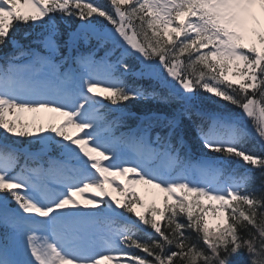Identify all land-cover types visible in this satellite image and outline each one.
Returning a JSON list of instances; mask_svg holds the SVG:
<instances>
[{
    "label": "snow or ice",
    "instance_id": "6c2138e0",
    "mask_svg": "<svg viewBox=\"0 0 264 264\" xmlns=\"http://www.w3.org/2000/svg\"><path fill=\"white\" fill-rule=\"evenodd\" d=\"M107 4L0 0V264H264V0Z\"/></svg>",
    "mask_w": 264,
    "mask_h": 264
},
{
    "label": "trees",
    "instance_id": "16d2710c",
    "mask_svg": "<svg viewBox=\"0 0 264 264\" xmlns=\"http://www.w3.org/2000/svg\"><path fill=\"white\" fill-rule=\"evenodd\" d=\"M94 19H96V18H94ZM72 20H73V22H75V23L78 22L77 20H74V19H72ZM16 38H17V39H20V34H17V35H16ZM21 43H23L24 45H29V41H26V40H21ZM7 50H9V49H6L5 51H7ZM133 103H135V102H133ZM221 104H224V102H221ZM225 104H226V102H225ZM227 110L230 111V112H232V113H236V114H238L239 111H240L238 108H236L235 106H233V105H231V104H227ZM249 131H251V129H249ZM253 135H254V133H253ZM187 140H188V143H192V141H190L189 138H187ZM254 144H255V142L253 141V142H251V143L245 145V147H246L248 150H250V151L256 152L257 154L264 155V153L260 152V150L258 149V147H254ZM232 158H234V157H232ZM235 159H237V158H235ZM241 162H242V161H241ZM248 167H249L248 165H244V167H241V169L244 170L245 168H248ZM255 175L257 176V179H256L255 183H256L257 186H259V179H258V175H259V174L256 173ZM180 219H181V221H183V220H184V217L181 216ZM188 235H190V236L192 237L193 242H197V239H196V236H195L194 233L189 232ZM141 239H147V237L144 236L143 234H141ZM201 246H202V245H201ZM137 252H138L139 255H144V253L139 252V250H137ZM149 259H151V258H149Z\"/></svg>",
    "mask_w": 264,
    "mask_h": 264
},
{
    "label": "rangeland",
    "instance_id": "374dc122",
    "mask_svg": "<svg viewBox=\"0 0 264 264\" xmlns=\"http://www.w3.org/2000/svg\"><path fill=\"white\" fill-rule=\"evenodd\" d=\"M95 2H99V0H95ZM38 31H39V30H38ZM100 52H101V51H100ZM100 52H99V53H100ZM99 53H98V54H99ZM57 122H59V121H57ZM139 186H141V187H145L144 185H139ZM137 188L139 189V192H140L141 196H143V195H142V190H141L138 186H137ZM151 191H152V190H151ZM162 195H163V194H161V196H162ZM147 201H148V198L146 199V202H147ZM158 201H159V200H158ZM158 201H157V202H158ZM214 225H215V224H213V226H214Z\"/></svg>",
    "mask_w": 264,
    "mask_h": 264
},
{
    "label": "bare ground",
    "instance_id": "6f19581e",
    "mask_svg": "<svg viewBox=\"0 0 264 264\" xmlns=\"http://www.w3.org/2000/svg\"><path fill=\"white\" fill-rule=\"evenodd\" d=\"M30 115V114H29ZM143 192H144V194H146L147 192H149V189H146V188H144L143 189ZM151 198L149 197V200H150Z\"/></svg>",
    "mask_w": 264,
    "mask_h": 264
}]
</instances>
